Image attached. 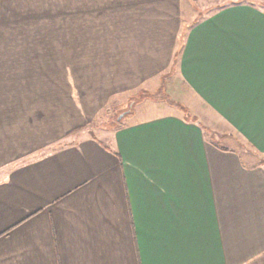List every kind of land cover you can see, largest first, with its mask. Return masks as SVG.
<instances>
[{
    "label": "crops",
    "instance_id": "obj_1",
    "mask_svg": "<svg viewBox=\"0 0 264 264\" xmlns=\"http://www.w3.org/2000/svg\"><path fill=\"white\" fill-rule=\"evenodd\" d=\"M75 1L0 0L91 8L88 22L106 25L71 54L65 82L42 32L1 22L0 264H264V4H226L183 39L179 11L215 0ZM180 48L191 113L247 146L173 111L63 143L93 118L78 104L159 82Z\"/></svg>",
    "mask_w": 264,
    "mask_h": 264
},
{
    "label": "rangeland",
    "instance_id": "obj_2",
    "mask_svg": "<svg viewBox=\"0 0 264 264\" xmlns=\"http://www.w3.org/2000/svg\"><path fill=\"white\" fill-rule=\"evenodd\" d=\"M236 1L264 4V0H215L211 3L209 1L208 5L203 3L201 7L187 8V10L186 8L181 9L179 12L184 19L181 21V24H183L181 37L186 35V31L193 22L200 20L226 4ZM77 3H79L78 0L75 1V4ZM89 9L91 8H81L80 6L48 7L46 9H0V26L3 24L1 22L10 19L14 20L15 23H4L3 25H7L8 28H15V31L30 30L33 34L42 32L41 41L45 44L48 53H55L54 50H56L65 56V62H58V67L65 69L64 80L65 82H70L71 73L67 72L66 68L70 67L71 54L74 51L81 52L82 49L87 47V43L94 39L90 33L104 31V27L106 26L105 24L88 22L87 16L91 15ZM1 10H8L10 14L2 13ZM2 30L5 29L3 28ZM81 36L85 38L80 39ZM34 37H32L33 41H38ZM87 37H89V41ZM77 39L79 40L77 41ZM76 41L78 47L75 44ZM49 58L55 59L57 57L52 55ZM66 58L69 60H66ZM174 60L173 64L161 73L159 82H144L143 85L133 91H125L109 97L104 105H98L99 107L96 105L94 109L89 105L78 104L81 115L93 118L88 125L80 126L73 133L65 136L63 143L67 145L90 136L103 137L105 133L116 130L122 125L133 124L139 122L140 119L150 118L167 111L177 112L182 117H185V112L188 111L192 119L200 123V126L213 135L212 140L218 139L220 144L228 148H234L235 142L246 145L242 140L238 141V137L236 136L225 139L226 137L219 132V129L222 131V127L218 129L219 126L216 125V121L206 119L199 110L196 113H191L188 105L189 100L184 95L187 92V87L179 76L178 66ZM49 62V69L56 70L54 63L52 61ZM54 72H51V74ZM73 95L75 96V94ZM74 101L76 102V98H74ZM94 111H96L95 116H93ZM209 137L211 138L210 135ZM245 149L239 147L240 154L243 157L247 158L248 155H254L251 151ZM254 161H264V156H256Z\"/></svg>",
    "mask_w": 264,
    "mask_h": 264
},
{
    "label": "trees",
    "instance_id": "obj_3",
    "mask_svg": "<svg viewBox=\"0 0 264 264\" xmlns=\"http://www.w3.org/2000/svg\"><path fill=\"white\" fill-rule=\"evenodd\" d=\"M184 37H185V35L183 36V39H184ZM182 41V40H181ZM180 50H181V48L179 49V51L177 52V54H176V57H175V63H177V66H178V62H179V55H180ZM176 65V64H175ZM185 114H186V116L185 117H183V119H185V120H187V121H191V122H194L195 120L194 119H192V117L190 116L191 114L188 112V111H186L185 112ZM188 115V116H187ZM188 117H190V118H188ZM195 123H197V121H195ZM197 124H199L200 125V123H197ZM203 128V127H202ZM212 138H213V135H211L210 134V132L208 131V130H206L205 128H203ZM215 139V138H214ZM216 140V139H215ZM263 163H264V161H263Z\"/></svg>",
    "mask_w": 264,
    "mask_h": 264
}]
</instances>
